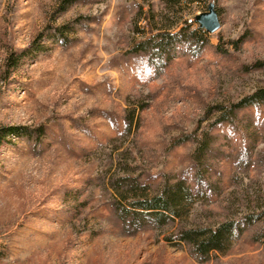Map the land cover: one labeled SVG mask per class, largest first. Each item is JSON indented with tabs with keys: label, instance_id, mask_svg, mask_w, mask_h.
<instances>
[{
	"label": "rangeland",
	"instance_id": "obj_1",
	"mask_svg": "<svg viewBox=\"0 0 264 264\" xmlns=\"http://www.w3.org/2000/svg\"><path fill=\"white\" fill-rule=\"evenodd\" d=\"M64 3L0 0V264H264V99L223 115L264 88V0ZM163 184L179 216L130 210ZM225 221L223 250L169 240Z\"/></svg>",
	"mask_w": 264,
	"mask_h": 264
},
{
	"label": "trees",
	"instance_id": "obj_2",
	"mask_svg": "<svg viewBox=\"0 0 264 264\" xmlns=\"http://www.w3.org/2000/svg\"><path fill=\"white\" fill-rule=\"evenodd\" d=\"M70 0H65L63 5H66ZM186 22V21H185ZM179 22L176 21L171 26L151 33L144 40L138 41L135 49H142L149 52L154 57H161L170 48L171 43L184 29L174 32L178 27ZM188 24V22H186ZM199 31H203L202 27H198ZM61 31H59L60 33ZM61 34V33H60ZM225 50V49H223ZM264 99V88H260L250 95L245 96L239 102L231 104V108L225 110L224 116L229 115L233 108L241 107L252 101H259ZM205 139L199 143V150L205 145ZM189 195L188 189L182 188L178 185L177 188L169 189L166 184H163L160 190L151 197H138L130 202L131 211L139 212L136 209L142 210L141 212L147 214H154L166 219H174L179 216L178 206L182 198ZM234 221H225L217 226H204V227H183L175 238L169 237V240L178 239L191 245L193 251L199 256L208 255L211 251L223 250L225 244L230 240L233 231L236 229Z\"/></svg>",
	"mask_w": 264,
	"mask_h": 264
},
{
	"label": "water",
	"instance_id": "obj_3",
	"mask_svg": "<svg viewBox=\"0 0 264 264\" xmlns=\"http://www.w3.org/2000/svg\"><path fill=\"white\" fill-rule=\"evenodd\" d=\"M196 20L199 22L200 27L208 32H215L220 27L218 13L213 3L208 6V11L196 15Z\"/></svg>",
	"mask_w": 264,
	"mask_h": 264
},
{
	"label": "built area",
	"instance_id": "obj_4",
	"mask_svg": "<svg viewBox=\"0 0 264 264\" xmlns=\"http://www.w3.org/2000/svg\"><path fill=\"white\" fill-rule=\"evenodd\" d=\"M193 20H194V19L192 18V19L189 20V22H192Z\"/></svg>",
	"mask_w": 264,
	"mask_h": 264
}]
</instances>
